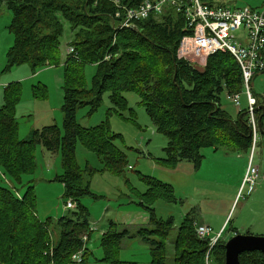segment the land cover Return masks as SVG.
Returning <instances> with one entry per match:
<instances>
[{
  "label": "trees",
  "instance_id": "1",
  "mask_svg": "<svg viewBox=\"0 0 264 264\" xmlns=\"http://www.w3.org/2000/svg\"><path fill=\"white\" fill-rule=\"evenodd\" d=\"M116 1L124 7L137 8L145 0H0V8L5 5L12 14L8 31L13 36L3 72L22 65H27L32 74L45 67H58L63 22L72 35L69 47L78 56L66 57L63 66L61 127L51 125L34 130L26 140H19L15 108L20 101L21 85L12 83L3 89L0 168L10 183L21 185L23 176L35 172L38 146L51 154L59 153L63 172L54 181L63 185L64 198L73 202V214L81 220H67L64 215L61 218L67 222L61 220L57 224L59 218L51 228L57 236L54 240L49 230L50 218L41 222L36 217L33 188H27L18 199L15 187L12 191L0 184V264H70L71 256L82 247L79 235L87 234L90 225L88 211L80 200L95 196L84 184V171L75 161L77 141L113 174H121L124 164L123 153L115 147L117 137L107 123L88 129L76 120L78 109L87 108L88 116L95 113L105 93L110 94L117 109L127 105L124 93L138 96L157 133L167 139L163 165L188 161L197 167L203 159L200 149L231 147L247 152L251 147L246 115L239 113L233 119L220 103L223 92L242 90L240 69L233 57L217 53L207 58L203 69H194L177 58L181 38L191 34L181 14L169 10L156 19L150 17L135 23L137 31L117 30ZM86 65L96 68L90 88L84 79ZM260 74L264 75V71ZM31 93L37 100L46 91L36 85L31 87ZM254 97L258 121L262 115L258 107L264 106V100L256 94ZM260 127L264 134L262 119ZM85 172L90 176L99 171L87 167ZM142 181L148 190L137 196L139 205L150 215L151 229H141L136 235L149 246V264H165L166 241L173 220L156 218L152 206L157 200L175 203V198L170 186L146 177ZM196 223V217L190 213L180 224L173 243V264H223L225 243L218 241L210 248L209 238L197 237ZM128 238L127 231L120 232L116 224L109 223L100 239L103 255L99 261L135 264L118 259L121 243ZM90 255L89 251L85 253L82 264H87ZM239 262L264 264V253H243Z\"/></svg>",
  "mask_w": 264,
  "mask_h": 264
},
{
  "label": "rangeland",
  "instance_id": "2",
  "mask_svg": "<svg viewBox=\"0 0 264 264\" xmlns=\"http://www.w3.org/2000/svg\"><path fill=\"white\" fill-rule=\"evenodd\" d=\"M212 3L215 6L229 8L247 7L258 11L264 10V0H212ZM11 18V12L2 5L0 8V71L5 68L6 53L13 45V36L8 31ZM63 29L59 49L61 60L67 55L69 47L65 44L71 36L65 22H63ZM206 60L189 59L186 62L194 69L201 70ZM19 67L24 69H16ZM19 67H15L10 72H0V77H3L2 80L7 85L13 83L15 81L13 79L26 75L25 70L27 72L29 67L27 65ZM50 68L53 69L49 74L61 76L59 67ZM95 70L93 65L85 66L84 79L87 88L91 87ZM52 75L51 84H45L48 88L47 104L52 112L44 107L43 102L31 98L30 87L33 85L31 82L22 84L21 103L15 115L20 140H26L27 133L32 128L41 129L43 126L52 124L62 126V113L59 107L62 95L61 80L55 81ZM35 82L36 80L33 81ZM2 91L3 87L0 86V108L3 105ZM252 91L262 101L264 100V75L259 74L254 77ZM123 98L127 103L124 109H117L111 103L110 94L105 93L100 107L92 115L88 116L87 108L78 109L76 112L77 123L83 128H96L101 123H107L110 132L117 137L115 147L124 155L122 173L113 174L103 167L101 160L94 153L86 150L79 141L76 143L75 161L84 171V184L95 196V198L86 196L80 200V204L88 211L91 225L105 226L109 222L122 223L123 225L119 226L120 232L128 231L130 235L141 229H151L148 226L150 215L139 205L137 196L144 195L148 190L142 181V178L146 177L170 186L175 198V203L157 200L152 206L156 218L163 221L169 218L173 220V227L166 241L165 264H173V243L180 224L190 213L196 217L198 224H205L210 228L211 238L220 234L218 241L224 243L237 234L264 237V134L258 127L257 144L252 154V167L257 170L258 177L255 183L251 184L243 182L251 147L247 152L231 147H221L216 150L200 149L199 154L203 159L197 167L188 161H180L171 166L163 165L162 162L166 159L164 149L167 146V139L157 133L152 120L140 105V100L135 93H124ZM220 103L225 112L234 117L233 119L237 118L238 113L235 115L237 110L226 101L224 92L220 95ZM241 104L245 106L244 96L241 97ZM262 124L264 126V116ZM35 165V172L29 176H23L21 185L14 183L12 185L21 195L20 198L27 188H33L36 217L41 222L50 218V235L56 240L55 231L51 228H54L59 218L65 215L67 220L75 218V222L79 223L81 220L73 214L76 212V206L70 210L65 209L68 199L64 198L63 185L54 181L55 176L63 172L60 154H51L38 146L35 150ZM87 167L99 172L88 176L85 172ZM0 174L4 177L0 178V184L7 187L10 181L1 168ZM61 220L67 222L65 218H61L57 224ZM82 236L79 235L80 238ZM87 247V250L91 251L88 264H106L99 261L103 252L100 242L95 241L94 236ZM118 259L123 262L148 264L149 247L138 238L125 240Z\"/></svg>",
  "mask_w": 264,
  "mask_h": 264
},
{
  "label": "built area",
  "instance_id": "3",
  "mask_svg": "<svg viewBox=\"0 0 264 264\" xmlns=\"http://www.w3.org/2000/svg\"><path fill=\"white\" fill-rule=\"evenodd\" d=\"M115 5L117 11L114 21L117 30L132 29L135 23L150 17L156 19L169 10L181 14L191 34L181 38L177 49L178 59L202 60L217 53H227L233 57L240 69L242 90L240 93L225 92V99L238 114L246 115L251 129V152L243 182L252 184L256 181L258 174L252 167V154L257 144L258 121L252 83L254 77L264 71V10L215 6L212 0H145L137 8L124 7L117 1ZM67 58H78L72 47L67 50ZM242 96L245 98V106L241 104ZM0 178L4 177L0 174ZM7 187L15 191L10 183ZM15 195L20 199L16 191ZM73 207V202L68 200L65 209ZM195 228L199 239L209 238L210 248L220 239V234L211 238V230L206 225L196 223ZM98 230L97 226H89L88 233H96ZM88 233L81 237L82 247L71 256V263H82L84 260Z\"/></svg>",
  "mask_w": 264,
  "mask_h": 264
},
{
  "label": "crops",
  "instance_id": "4",
  "mask_svg": "<svg viewBox=\"0 0 264 264\" xmlns=\"http://www.w3.org/2000/svg\"><path fill=\"white\" fill-rule=\"evenodd\" d=\"M72 36V35H71ZM71 36H70V38L67 40V42H66V47L68 46L69 47V43H70V40H71ZM61 46V45H60ZM66 57H67V55L65 56V58L63 59V60H61V63H60V65L58 66L60 69H61V76L60 75H58V74H49V73H51V70L53 69V68H50V67H45V68H43V69H41V70H38L36 73H34V74H32L31 72H30V69L28 68V71L26 72V70H25V74L26 75H23V77H17L16 79H13V80H15V81H13V83H19L20 85H21V92H22V84L23 83H25V82H31L33 85H31V87H34V86H36V85H38V86H42L43 88H45V91H46V93H43L41 96L42 97H40V98H42V99H37V101H39V102H43V105H45L44 107H47V109H48V111H51L52 112V110H51V108L49 107V105L47 104L48 102V88H47V86L45 85V84H51V75H52V77L54 78V80L56 81V80H61V88H62V86H63V66H64V63H65V59H66ZM14 69V68H13ZM16 69H24V68H16ZM4 70V69H3ZM3 70H1L2 72H3ZM12 70V69H11ZM10 70V71H11ZM17 70V71H18ZM0 71V72H1ZM9 71V72H10ZM3 79V77L1 78L0 77V86H2L3 87V89H5L8 85H9V83H8V85H7V83H5V81H3L2 80ZM34 80H36V82L35 83H33V81ZM10 84H12V83H10ZM31 87H30V96H31V98H33L32 97V93H31ZM61 93H62V91H61ZM225 93V92H224ZM2 96H3V91H2ZM21 97H22V93H21V96H20V101H19V103L17 104V106H16V108H15V115L17 114V109L19 108V105H20V103H21ZM34 99V98H33ZM34 100H36V99H34ZM2 101H3V98H2ZM61 104H62V95L60 96V104H59V107H61ZM3 106V105H2ZM224 110V109H223ZM237 111L235 112V115H237ZM32 114V113H31ZM230 115V114H229ZM33 116V115H32ZM231 116V115H230ZM232 117V116H231ZM232 118H234V117H232ZM18 124V123H17ZM52 125H54V124H52ZM47 126H51V125H47ZM47 126H43V127H41V128H44V127H47ZM34 130H39V129H31L28 133H27V136H29L30 135V133L32 132V131H34ZM18 136H19V127H18ZM20 140V139H19ZM22 140H24V139H22ZM11 184V183H10ZM11 187L14 189V186L11 184ZM109 223H113V222H109ZM109 223L107 224V225H105V226H100V225H95V224H93V225H91L90 223H89V225L90 226H97L98 228H99V232H92V236H90L89 237V240H88V243L91 241V239H92V237L94 236V239H95V241L96 240H98L99 242H100V239H101V236L108 230V225H109ZM224 223H225V221H224ZM224 223H223V225H224ZM201 224V223H200ZM120 225H123L122 223H117L116 224V226H117V230H119L120 231V229L119 228H121V227H119ZM203 225H205V224H203ZM208 227V226H207ZM222 228H223V226H222ZM222 229H220V231H221ZM128 232V231H127ZM138 232V231H137ZM137 232L135 233V234H132V235H130L129 234V232H128V234H129V238L128 239H125V240H130V239H133V240H135V239H137L138 237H137ZM140 241H141V239L140 238H138ZM125 240H123L122 241V243H121V247H120V249H122V247H123V245H124V242H125ZM142 242V241H141ZM87 243V244H88ZM142 243H144V242H142ZM87 244H86V248H88L87 247ZM145 244V243H144ZM145 245H147V244H145ZM148 246V245H147ZM149 247V246H148ZM88 250H86V252H87ZM89 252L91 253V251H90V249H89ZM102 259V258H101ZM100 259V260H101ZM120 260V259H119ZM95 261H97V260H95ZM89 262V261H88ZM88 262H86L87 264H88ZM123 262V261H122ZM129 263H135V264H138V263H136V262H129ZM82 264V263H81ZM107 264V263H106ZM149 264V263H148Z\"/></svg>",
  "mask_w": 264,
  "mask_h": 264
},
{
  "label": "water",
  "instance_id": "5",
  "mask_svg": "<svg viewBox=\"0 0 264 264\" xmlns=\"http://www.w3.org/2000/svg\"><path fill=\"white\" fill-rule=\"evenodd\" d=\"M137 31L136 28H133ZM262 111V115L258 120V128L264 116V106L258 107ZM249 129V137L251 138V129ZM246 252L264 253V237H255L249 235H234L224 244V264H240L239 257Z\"/></svg>",
  "mask_w": 264,
  "mask_h": 264
},
{
  "label": "bare ground",
  "instance_id": "6",
  "mask_svg": "<svg viewBox=\"0 0 264 264\" xmlns=\"http://www.w3.org/2000/svg\"><path fill=\"white\" fill-rule=\"evenodd\" d=\"M12 184V183H11Z\"/></svg>",
  "mask_w": 264,
  "mask_h": 264
}]
</instances>
